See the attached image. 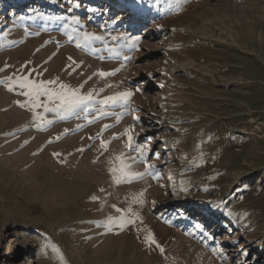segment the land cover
<instances>
[{"label": "rangeland", "instance_id": "374dc122", "mask_svg": "<svg viewBox=\"0 0 264 264\" xmlns=\"http://www.w3.org/2000/svg\"><path fill=\"white\" fill-rule=\"evenodd\" d=\"M73 2L80 7L69 13L68 0H0V68L10 66L0 79L26 65L30 79L103 88L101 97L131 90L138 111L119 122L73 117L38 130L16 104L25 97L0 85V264H264V0H188L169 14L152 0ZM39 14L77 16L100 35L140 36L138 50L128 62L101 61ZM126 129L146 143L157 177L114 182L116 157L138 155L125 147ZM98 133L106 151L90 139ZM88 153L99 185L90 202L86 191L76 197V186L90 181L75 179ZM127 162L133 172L147 169ZM113 205L131 207L142 222L97 226L119 215ZM144 229L164 254L145 242Z\"/></svg>", "mask_w": 264, "mask_h": 264}, {"label": "snow or ice", "instance_id": "6c2138e0", "mask_svg": "<svg viewBox=\"0 0 264 264\" xmlns=\"http://www.w3.org/2000/svg\"><path fill=\"white\" fill-rule=\"evenodd\" d=\"M188 3V0H152V6H158L166 4L165 8L160 11L163 14L176 13L182 10V6ZM69 7L67 12L72 13L75 8H79V3H74L73 0H68ZM89 12H96L97 9H87ZM42 19L55 20L61 22V30L67 36L68 41L74 42L78 49L87 51L94 56H97L101 61L104 60H120L122 62H128L131 57L128 55L133 50H138L137 44L140 41V36H133L124 32H117L113 35L112 30L108 29L104 35L90 32L81 23L80 18L77 16H56V17H44L43 14H39ZM20 20H24V16L19 17ZM105 27V25H101ZM27 32V30H25ZM27 34L32 35L33 33L28 32ZM38 34V33H37ZM99 45V46H98ZM4 45L0 44V47ZM103 53H107L105 56ZM69 60L72 58L69 57ZM10 66L5 64L3 68H0V72H4ZM27 67L22 65L20 69H16L12 75L0 79V85L7 88L9 92H15L19 96L25 97L23 101L17 100L16 104L23 109H27L31 112L34 126L38 129H45L48 126L54 124L57 120L67 121L70 118L75 117L76 119H83L88 124H93L98 120L106 117H114L117 122L125 115H130L138 109H133L131 105V97L133 92L131 90L117 92L112 95L100 96V93L104 91L103 88L97 90L92 88L86 92L82 91L84 84L79 87H73L70 84L59 82L57 79L49 80H37L30 79L28 75L23 74V69ZM32 69V72H35ZM118 71V70H117ZM19 73V74H18ZM100 78H107L115 75V72L99 71L94 73ZM92 77L89 76L88 80ZM87 83V80L84 82ZM163 85H161L162 87ZM111 87V85H108ZM42 97L44 99H42ZM42 109V111H38ZM48 114H52L54 119H49ZM134 120L139 121V117L135 116ZM113 125H104V129H108ZM83 125H77V128H81ZM67 131V130H66ZM179 131V129H177ZM121 136L126 135L127 141L125 147L130 151L137 153L136 156H128L126 158L124 153H121L116 157V160L120 161L119 165L112 167L109 171L113 175L114 182L118 185L120 183H130L133 180L143 179L145 176L152 175L157 177L159 175L155 165L148 163V151L146 143L137 142L131 131L126 129ZM119 138V137H114ZM54 139H59L56 137ZM90 139H100V148L104 151L107 150L108 141L101 139V134L98 133L96 137H90ZM211 139V138H209ZM50 143L53 141H49ZM83 149H81L82 151ZM54 156L59 157L60 153H53ZM153 157L158 158L159 153H152ZM203 153H201V158ZM131 160L134 163H145L147 169L144 173H138L131 171V166L127 162ZM103 191V189H101ZM93 200H97L98 197L93 196ZM143 199H134L133 203L143 204ZM155 202H153L154 204ZM119 215L109 216L104 221L96 222L97 226H104L111 231L113 226L123 230L130 225H136L137 221H141V217L133 211L131 207L128 209H120L115 205L112 206ZM142 222V221H141ZM195 229H200L201 225L196 224L193 226ZM141 229L137 226V231ZM147 233L144 236V240L149 246L155 245L159 249L161 254H164L165 248L162 247L155 238V235L148 229H144ZM203 234V233H202ZM212 235L205 237V239H213ZM238 243V242H237ZM215 251V249H213ZM220 255H223L221 252ZM241 255L247 256L246 251H242Z\"/></svg>", "mask_w": 264, "mask_h": 264}, {"label": "bare ground", "instance_id": "6f19581e", "mask_svg": "<svg viewBox=\"0 0 264 264\" xmlns=\"http://www.w3.org/2000/svg\"><path fill=\"white\" fill-rule=\"evenodd\" d=\"M84 159H85L84 164L88 167L82 168V166L81 167L79 166L82 170H79L76 175L74 174L75 179H78L80 177H84V178L87 177V180H89L90 182H83L82 185L76 186V197L81 196L84 193V191H86L87 194H86L85 198L88 202H90L92 200V197L94 196V192H96L95 186L97 187V185H98L96 180H94L96 178V175H98V172L95 171V169H97V165L95 164V159L91 153L86 154ZM108 185L109 184L104 183L103 189L107 190ZM88 205L93 206L90 203Z\"/></svg>", "mask_w": 264, "mask_h": 264}]
</instances>
